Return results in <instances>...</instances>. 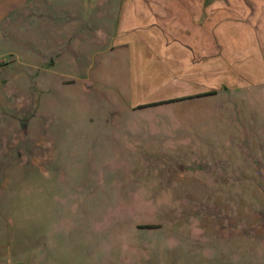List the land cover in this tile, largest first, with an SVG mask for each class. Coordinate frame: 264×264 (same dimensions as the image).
Here are the masks:
<instances>
[{"label":"rangeland","instance_id":"1","mask_svg":"<svg viewBox=\"0 0 264 264\" xmlns=\"http://www.w3.org/2000/svg\"><path fill=\"white\" fill-rule=\"evenodd\" d=\"M122 1L0 0V264H264V82L130 109Z\"/></svg>","mask_w":264,"mask_h":264},{"label":"crops","instance_id":"2","mask_svg":"<svg viewBox=\"0 0 264 264\" xmlns=\"http://www.w3.org/2000/svg\"><path fill=\"white\" fill-rule=\"evenodd\" d=\"M114 10L104 53L121 56L130 109L264 82V0H123Z\"/></svg>","mask_w":264,"mask_h":264}]
</instances>
